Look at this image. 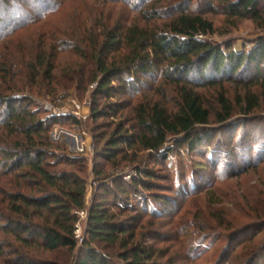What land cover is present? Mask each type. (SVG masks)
<instances>
[{
  "label": "trees",
  "instance_id": "obj_1",
  "mask_svg": "<svg viewBox=\"0 0 264 264\" xmlns=\"http://www.w3.org/2000/svg\"><path fill=\"white\" fill-rule=\"evenodd\" d=\"M19 1L0 0L1 28L12 25L5 22L4 11ZM125 1H130L143 24L124 27L117 21L110 26L98 22V30L81 38L63 33L70 41L63 46L61 41H55V35H50L47 41L30 47L12 44L15 53L0 56V233L21 247L13 252L15 264H59L28 258L23 251L30 248L66 250L73 254L71 264H113L112 254L122 264H160L158 250L145 242L147 235L139 240L136 237L143 219L139 213L161 218L165 215L163 206L171 203L154 194L156 174L153 168L140 164V154H152L161 163L174 150L181 152L184 148L193 154L207 143V126L211 123L238 129L250 121L254 123L251 117L264 112V39H258L250 52L227 51L207 41L215 32L200 10L203 6L207 12H214L211 8L217 2L222 5L224 16L249 19L264 28L260 0H177L164 7L172 15L163 24L153 22L164 12L162 6L157 7L160 0L143 7ZM51 39L52 44H48ZM68 44L74 47L68 53L82 59L85 67L80 64L76 70L57 77L54 62L59 53L67 52L62 47ZM250 70L253 78L241 79L240 75ZM152 76L158 77L159 85L146 92L137 91ZM225 83L242 88L243 93L229 99L221 90ZM73 84L82 87V93L94 85L89 91V120L93 123L103 119L108 129L100 137L94 134V128L90 130L95 143L101 140L103 145L93 155L96 194L89 206L85 159L67 156L62 147L52 145L48 135L59 119L39 116L41 110L24 95L25 90L43 87L55 96L58 89L67 91ZM133 90L138 94L131 93ZM203 90L219 91L213 97V105L205 103V94L200 92ZM236 115L242 118L233 120ZM67 121L78 124L72 116ZM247 139L251 140L243 137L238 148V160L245 168L232 173L240 165L226 160L223 163L230 168V177L248 169L256 171L264 164V144L254 149L246 145ZM169 142H173L172 148L167 147ZM213 150L215 158L220 148ZM222 154L228 158V152ZM131 165L137 173L130 180L105 172L106 166L122 171ZM262 209L256 214L255 223L245 226L246 231L264 228V202ZM81 212L86 213L87 221L79 241L75 230ZM198 226L194 221L175 228L178 227L180 237L188 239L191 229ZM8 244L0 242V256H4L3 248ZM105 249L111 255L104 254ZM198 250L189 246L186 253L197 259Z\"/></svg>",
  "mask_w": 264,
  "mask_h": 264
},
{
  "label": "rangeland",
  "instance_id": "obj_2",
  "mask_svg": "<svg viewBox=\"0 0 264 264\" xmlns=\"http://www.w3.org/2000/svg\"><path fill=\"white\" fill-rule=\"evenodd\" d=\"M152 1L156 0H131L135 7H143ZM160 1L158 8L160 6L167 8L170 2L173 4L177 2V0ZM260 1V9L264 15V0ZM124 2L126 1L114 0L110 3H103L97 0H21L17 6L12 5V8L4 11L7 13L5 22H12V25L0 27V56L10 51L15 53L12 50V44L30 47L32 44L47 41L50 35H55L53 37L57 39L55 41H61L63 46L66 42H70L64 36L66 32L74 33L75 39L81 38L90 31L98 30L96 26L98 22H105L110 26L117 21L124 27L138 22L143 24L139 14L131 7L130 1ZM0 5H2L1 2ZM56 6L57 9H55ZM165 8L164 12H160V19L153 21L154 23L163 24L172 15ZM200 10L212 23L215 32L207 37V41L227 51H234L237 54L250 52L254 49L258 39H264L263 27H257L249 19L235 20L224 16L222 5L217 2L211 8L214 12H207L203 6ZM16 20H20L18 26L14 24ZM48 42L52 44V39ZM73 48L71 45L64 46L62 49L67 52L57 55L54 62V72L57 77H62L64 72L76 70L80 64L85 65L82 59L68 53ZM157 76L146 78L137 91L146 92L159 85ZM253 76V70L246 75H240L243 80L252 79ZM234 77L238 78V76ZM93 87L94 85H91L87 93H82V87L73 84L67 91L58 89L55 96L48 88L43 87L33 89V91L30 89L24 91V95L33 101V106L41 110L39 116L47 118L50 111L59 114L54 117L59 119L58 123L51 126L48 135L52 145L62 147L67 156H78L85 159V177H87L88 186L87 206L96 194V186L92 182L93 155L95 150L103 145L101 140L96 144L93 135L100 137L108 133V129L103 125L105 120L101 119L93 123L89 120V91ZM221 90L231 100L243 93L242 88L228 83L222 84ZM132 92L138 94L134 90ZM200 92L205 94V103L211 105L214 101L213 97L219 91L203 90ZM50 93L52 96L49 95ZM76 106L80 108V117L74 116L78 124H73L67 119L75 115ZM82 116L85 119H82ZM239 118L242 116L236 115L233 120ZM251 120L255 122L250 121V124L238 129L232 125L222 128L211 123L207 126L209 133L207 145L200 147L193 154L187 153L184 148L181 152L173 149L174 151L170 152L165 163L158 162L152 154H140V164L153 168L156 174L157 180L154 182L157 187L154 188V194L164 196L165 200L171 203V205L163 206L165 215L161 218H151L139 213L143 219L137 226L136 237L139 240L143 234L147 235L149 239L145 242L158 250L161 257L160 264H264V228L245 230V226L255 223L256 214H260L263 210L264 164L256 167V171L248 169L235 177H230L228 173L230 168L223 164L226 160V162H237L236 165H240L238 148L242 143L241 139L243 140L245 136L251 138V140L247 139L246 144L251 148L256 149L261 143L264 144V112L255 114ZM91 128H94V134L90 132ZM172 143L169 142L167 147L172 148ZM82 144H85L87 149L84 148L83 152H79L78 148ZM216 148L220 150L218 156L214 158L212 151ZM223 152H228V158L222 154ZM210 154L212 158H209ZM255 155L253 152V163L256 162ZM62 168L59 167V169ZM198 168L203 171H196L195 169ZM244 168V165H240L231 172L235 173ZM121 170L105 167L106 174L114 173L125 178L130 177L129 180L137 173V169L132 165ZM212 218L222 220L217 221ZM84 221V218L80 219L75 234L79 241L84 236L86 224ZM194 221L199 226L191 229V237L182 238L177 234L178 227L175 228L176 226L191 224ZM240 229L241 231L235 234ZM229 236H232L231 239ZM3 241L9 244L8 247L3 248L4 256H0V264H15L16 256L13 252L21 248L20 245L11 237L0 233V242ZM189 246L199 249L197 259L186 253ZM102 252L111 255L110 250L105 249ZM23 253L34 260H49L59 264H71L73 260V254L63 249L47 252L30 248L25 249ZM110 259L113 264H122L114 254Z\"/></svg>",
  "mask_w": 264,
  "mask_h": 264
},
{
  "label": "built area",
  "instance_id": "obj_3",
  "mask_svg": "<svg viewBox=\"0 0 264 264\" xmlns=\"http://www.w3.org/2000/svg\"><path fill=\"white\" fill-rule=\"evenodd\" d=\"M198 38H201V37H198ZM79 106H76V110H77V112L75 113V115H71L72 117H80V112H79ZM57 115H59V114H57V113H55V111H53V112H49V115H48V117L46 118V119H51V118H54L55 116H57ZM74 117V118H75ZM83 117V116H82ZM82 119H85V117H83ZM84 148L85 149H87L86 148V145L85 144H82V145H80L79 146V148H78V151L79 152H83V150H84ZM129 178L130 177H127V178H125L126 180H129ZM78 216H79V220L81 219V218H84L85 219V223H86V221H87V215H86V213L85 212H81V213H79L78 214ZM80 222V221H79ZM79 224V223H78ZM78 224H77V226H76V230H75V234H76V232H77V230H78ZM76 237H77V235H76Z\"/></svg>",
  "mask_w": 264,
  "mask_h": 264
}]
</instances>
